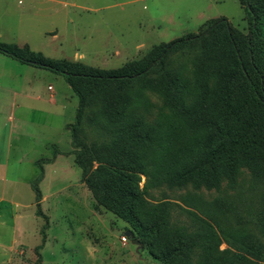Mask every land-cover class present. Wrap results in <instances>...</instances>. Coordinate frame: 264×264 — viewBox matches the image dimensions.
I'll use <instances>...</instances> for the list:
<instances>
[{
    "label": "trees",
    "instance_id": "1",
    "mask_svg": "<svg viewBox=\"0 0 264 264\" xmlns=\"http://www.w3.org/2000/svg\"><path fill=\"white\" fill-rule=\"evenodd\" d=\"M238 1L246 34L224 17L212 19L115 69L0 42L1 54L64 78L78 99L67 128L81 181L96 208L122 220L128 238L162 264H264V0ZM88 129L96 138L87 139ZM53 149L52 158L35 162L30 182L36 216L46 221L36 249L48 227L40 205L43 165L62 154ZM245 174L250 188L262 191L245 219L233 202L203 210L189 195L183 206L148 199L162 187L236 190ZM174 207L190 223L173 220ZM232 215L251 227L234 228Z\"/></svg>",
    "mask_w": 264,
    "mask_h": 264
},
{
    "label": "rangeland",
    "instance_id": "2",
    "mask_svg": "<svg viewBox=\"0 0 264 264\" xmlns=\"http://www.w3.org/2000/svg\"><path fill=\"white\" fill-rule=\"evenodd\" d=\"M221 17L248 32L238 0H0V42L28 45L48 58L109 70L139 59L154 45L195 34L205 22ZM25 93L30 98H24ZM77 104L61 75L0 53V264H162L143 246L132 244L122 220L96 208L81 181V171L69 154L70 133L63 125L73 123ZM22 108L27 109L25 121H6L13 109L17 116ZM8 131H13L12 148L5 155ZM93 138L88 129L87 139ZM47 142L49 150L44 148ZM54 146L66 152L43 165L40 205L48 227L43 246L36 249L46 221L36 216L30 182L38 173L34 161L52 158ZM143 182L144 178L141 186ZM261 194L250 188L245 174L236 190L225 184L220 192L162 187L151 190L148 199L183 206L181 197L189 195L203 210L216 201L233 202L245 219L248 210L259 205ZM233 215L234 228L251 227ZM173 220L190 223L175 207Z\"/></svg>",
    "mask_w": 264,
    "mask_h": 264
},
{
    "label": "crops",
    "instance_id": "3",
    "mask_svg": "<svg viewBox=\"0 0 264 264\" xmlns=\"http://www.w3.org/2000/svg\"><path fill=\"white\" fill-rule=\"evenodd\" d=\"M72 62H74V61H72ZM83 64V63H82ZM34 68V67H33ZM48 90H50V91H53V89H50V87H48ZM16 95H18L17 93H16ZM22 95V94H21ZM23 96V95H22ZM24 98H26V99H28V98H30V96L29 95H27L26 96V93L24 94ZM50 102H52V103H56V100H55V96H53V95H51L50 96ZM17 100L15 99V102H16ZM17 107H18V105H16ZM16 109H13V111L9 114V116H8V118L6 119V121H9V122H14L15 123V121H17V122H22V121H25V116H24V113H25V111H27V109H25V108H22L21 110L23 111L22 113H21V111H19L18 112V114H17V116L15 115L16 114V111H15ZM20 110V109H19ZM73 112H74V117H75V112H76V108H73V110H72V114H73ZM69 124H71V122H67V123H63V125H64V127H65V129L67 130V131H69L68 130V128H66ZM12 132L13 131H8L7 132V134H6V138H7V142H6V153H5V155H8L9 153H10V149L12 148V140H11V134H12ZM70 133V132H69ZM57 145V144H56ZM50 147H51V143H46L45 145H44V148L45 149H47V150H49L50 149ZM62 154H58V156H57V158L58 157H60V156H62V155H64V152H66V151H61V150H59ZM40 159H50V157H47V158H40ZM39 160V159H38ZM35 162L36 161H34V164H35Z\"/></svg>",
    "mask_w": 264,
    "mask_h": 264
},
{
    "label": "water",
    "instance_id": "4",
    "mask_svg": "<svg viewBox=\"0 0 264 264\" xmlns=\"http://www.w3.org/2000/svg\"><path fill=\"white\" fill-rule=\"evenodd\" d=\"M125 236L126 237H130V238H133V234L130 231H126L125 232ZM131 242L134 245H140V243L137 240H132Z\"/></svg>",
    "mask_w": 264,
    "mask_h": 264
},
{
    "label": "built area",
    "instance_id": "5",
    "mask_svg": "<svg viewBox=\"0 0 264 264\" xmlns=\"http://www.w3.org/2000/svg\"><path fill=\"white\" fill-rule=\"evenodd\" d=\"M121 239H122L123 242L126 241V237L125 236H123Z\"/></svg>",
    "mask_w": 264,
    "mask_h": 264
}]
</instances>
